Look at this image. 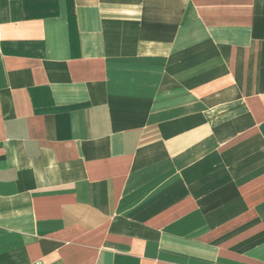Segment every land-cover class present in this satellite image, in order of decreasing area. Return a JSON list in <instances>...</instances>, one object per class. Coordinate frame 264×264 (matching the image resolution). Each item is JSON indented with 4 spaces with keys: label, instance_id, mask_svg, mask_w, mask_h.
<instances>
[{
    "label": "crops",
    "instance_id": "crops-1",
    "mask_svg": "<svg viewBox=\"0 0 264 264\" xmlns=\"http://www.w3.org/2000/svg\"><path fill=\"white\" fill-rule=\"evenodd\" d=\"M0 264H264V0H0Z\"/></svg>",
    "mask_w": 264,
    "mask_h": 264
}]
</instances>
